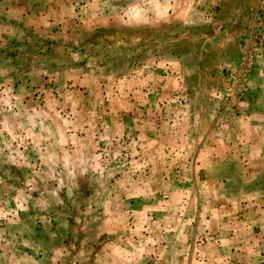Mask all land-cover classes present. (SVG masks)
<instances>
[{
    "label": "crops",
    "instance_id": "crops-1",
    "mask_svg": "<svg viewBox=\"0 0 264 264\" xmlns=\"http://www.w3.org/2000/svg\"><path fill=\"white\" fill-rule=\"evenodd\" d=\"M183 2L177 57L98 74L76 68L52 90L23 86L18 126L0 133L9 145L20 137L17 163L32 161L48 178L94 160L118 167L100 193L107 238L97 264H264V50L232 124L218 121L214 93L239 65L243 27L254 9L264 16V0ZM39 89L48 107L28 108Z\"/></svg>",
    "mask_w": 264,
    "mask_h": 264
},
{
    "label": "rangeland",
    "instance_id": "rangeland-1",
    "mask_svg": "<svg viewBox=\"0 0 264 264\" xmlns=\"http://www.w3.org/2000/svg\"><path fill=\"white\" fill-rule=\"evenodd\" d=\"M184 8L183 0H0V133L18 126L23 86L43 88L45 83L52 90L64 82L58 76L76 68V74L84 69L98 74L177 57L173 32L185 30L176 16ZM252 12L239 38V65L247 27L253 16H263ZM263 50L258 49L255 61ZM239 65L215 85L221 123L235 122L247 98L248 87L236 112L224 100L238 89L233 76ZM38 92L28 108L48 107ZM45 118H37L39 127L46 126ZM7 138L10 145L0 137V264H97L95 255L107 234L101 233L99 208L108 196L100 193L118 167L94 160L74 167L76 173L58 167L57 177L48 178L32 161L17 163L12 145L20 137ZM22 221L25 225L19 226Z\"/></svg>",
    "mask_w": 264,
    "mask_h": 264
},
{
    "label": "built area",
    "instance_id": "built-area-1",
    "mask_svg": "<svg viewBox=\"0 0 264 264\" xmlns=\"http://www.w3.org/2000/svg\"><path fill=\"white\" fill-rule=\"evenodd\" d=\"M252 19L253 23L247 27L248 29L244 34L241 62L233 76L238 89L235 86L236 91L230 90V93L224 96V100L227 101L229 108L235 112L239 109L240 98H243L244 93H246L249 75L253 70L257 51L260 47L264 46L263 16L256 14Z\"/></svg>",
    "mask_w": 264,
    "mask_h": 264
}]
</instances>
